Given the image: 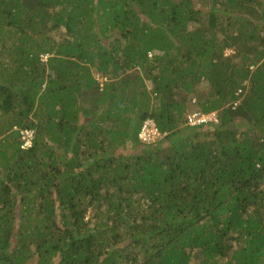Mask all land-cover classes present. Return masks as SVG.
I'll use <instances>...</instances> for the list:
<instances>
[{
    "label": "trees",
    "instance_id": "16d2710c",
    "mask_svg": "<svg viewBox=\"0 0 264 264\" xmlns=\"http://www.w3.org/2000/svg\"><path fill=\"white\" fill-rule=\"evenodd\" d=\"M193 262L264 264V0H0V264Z\"/></svg>",
    "mask_w": 264,
    "mask_h": 264
},
{
    "label": "clouds",
    "instance_id": "9594fccd",
    "mask_svg": "<svg viewBox=\"0 0 264 264\" xmlns=\"http://www.w3.org/2000/svg\"><path fill=\"white\" fill-rule=\"evenodd\" d=\"M230 51L231 50H227V54H229ZM230 54H232V51ZM216 119L217 118L214 115H209V116H207V120L204 122H208V121L217 122ZM201 122L202 121H200V118L197 121L192 119V120H190L189 124L197 125L198 123H201ZM162 136H163V134L161 132H159V130L157 129V127H156V125L152 119H147L145 121L143 128H142V131L139 134V137L141 138V140L147 144L153 143V142L161 139ZM26 144L25 145L27 147H31V141L30 140H28V142H26Z\"/></svg>",
    "mask_w": 264,
    "mask_h": 264
},
{
    "label": "built area",
    "instance_id": "2783aa9c",
    "mask_svg": "<svg viewBox=\"0 0 264 264\" xmlns=\"http://www.w3.org/2000/svg\"><path fill=\"white\" fill-rule=\"evenodd\" d=\"M207 120V116H203V117H200V121H202V122H204V121H206ZM29 135V137L31 136L30 134H28ZM28 142V141H27ZM28 144V143H27ZM26 144V145H27Z\"/></svg>",
    "mask_w": 264,
    "mask_h": 264
},
{
    "label": "rangeland",
    "instance_id": "374dc122",
    "mask_svg": "<svg viewBox=\"0 0 264 264\" xmlns=\"http://www.w3.org/2000/svg\"><path fill=\"white\" fill-rule=\"evenodd\" d=\"M230 53H231V51H230ZM230 53H229V54H230ZM193 263H194V262H193ZM194 264H195V263H194Z\"/></svg>",
    "mask_w": 264,
    "mask_h": 264
}]
</instances>
